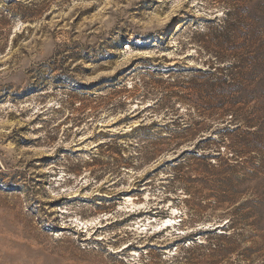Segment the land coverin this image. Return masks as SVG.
Segmentation results:
<instances>
[{
    "label": "rangeland",
    "instance_id": "1",
    "mask_svg": "<svg viewBox=\"0 0 264 264\" xmlns=\"http://www.w3.org/2000/svg\"><path fill=\"white\" fill-rule=\"evenodd\" d=\"M0 264H264V0H0Z\"/></svg>",
    "mask_w": 264,
    "mask_h": 264
},
{
    "label": "bare ground",
    "instance_id": "2",
    "mask_svg": "<svg viewBox=\"0 0 264 264\" xmlns=\"http://www.w3.org/2000/svg\"><path fill=\"white\" fill-rule=\"evenodd\" d=\"M170 223H171V220H165L161 224H164V225H168L169 226Z\"/></svg>",
    "mask_w": 264,
    "mask_h": 264
}]
</instances>
